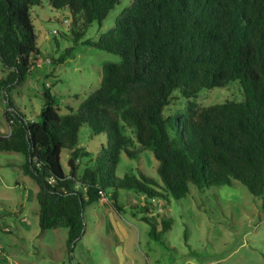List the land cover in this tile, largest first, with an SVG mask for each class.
Here are the masks:
<instances>
[{
	"label": "trees",
	"instance_id": "trees-1",
	"mask_svg": "<svg viewBox=\"0 0 264 264\" xmlns=\"http://www.w3.org/2000/svg\"><path fill=\"white\" fill-rule=\"evenodd\" d=\"M44 1L69 11L78 41L122 0H0V62L5 71L0 94L10 127L9 133L0 131V151L24 155L21 168L39 186L41 230L65 227L75 246L85 233L86 205L107 196L120 211L119 190H135L151 202L169 200L170 195L181 199L190 184L205 188L240 181L253 195H264V0H130L97 41L85 40L121 55L122 61L106 62L100 87L67 114H60L44 84L39 119L30 121L10 90L39 63L32 9ZM74 48H67L57 62ZM233 81L242 89V101L200 107L190 100L202 89ZM177 90L188 99L187 112L166 116L164 109ZM85 125L90 137L106 134L107 143L80 175L78 165L67 173L63 149L75 161L90 155L79 145ZM145 150L158 160L161 182L143 172L141 178L117 176L122 152L137 158ZM143 219L159 239L157 224L148 216ZM162 224L166 232L172 221L163 217Z\"/></svg>",
	"mask_w": 264,
	"mask_h": 264
},
{
	"label": "rangeland",
	"instance_id": "rangeland-1",
	"mask_svg": "<svg viewBox=\"0 0 264 264\" xmlns=\"http://www.w3.org/2000/svg\"><path fill=\"white\" fill-rule=\"evenodd\" d=\"M129 4L130 0H122L102 23L94 21L87 27L78 41L67 9L53 8L47 1L34 6L32 19L40 48L39 63L19 86L10 90L18 107L38 120L44 84L54 94L60 114L69 113L70 108L76 110L96 92L103 65L120 63L122 57L85 40L97 41ZM69 47H75L72 54L57 62ZM4 76L0 62V78ZM173 95L175 98L164 109L166 116L187 112L188 99L178 90ZM243 98L239 83L233 81L226 87L202 89L190 100L203 107ZM4 111L5 100L0 94V130L8 129ZM125 133L134 140L130 128L126 127ZM106 143V134L90 137L89 127L83 126L80 144L90 155L75 161L70 150L63 149L64 170L70 171L72 159L80 175L92 164L101 144ZM24 160L21 153L0 151V222L10 228L7 232L0 229V264H264V195H253L240 181L231 186L205 188L190 184L188 194L181 199L170 195L169 200L157 198L151 202L135 190H119L120 211L114 209L107 196L104 203L86 205L85 233L73 246L68 241L67 228L41 230L36 197L39 186L24 174ZM158 164L151 150L143 151L137 158L122 152L116 174L141 178L143 172L161 182ZM144 216L157 224L159 239L151 234V225ZM163 217L172 221L166 232L162 231Z\"/></svg>",
	"mask_w": 264,
	"mask_h": 264
},
{
	"label": "crops",
	"instance_id": "crops-1",
	"mask_svg": "<svg viewBox=\"0 0 264 264\" xmlns=\"http://www.w3.org/2000/svg\"><path fill=\"white\" fill-rule=\"evenodd\" d=\"M1 79V78H0ZM26 114V113H25ZM26 116H27V118H28V120H30V121H34V120H37L34 116L32 117V116H28L27 114H26ZM8 124V123H7ZM1 132H4V133H9L10 132V127H9V125H8V129L6 130V129H3V130H0ZM80 145V147H82L81 146V144H79ZM85 150H87L85 147H83ZM88 151V150H87ZM24 162V161H23ZM109 198V197H108ZM143 198H144V196H143ZM144 200H145V198H144ZM104 201V199H102L101 200V202H103ZM109 201L110 202H112L111 201V199L109 198ZM104 203V202H103ZM113 205V204H112ZM113 207H114V205H113ZM114 209L117 211V209L114 207Z\"/></svg>",
	"mask_w": 264,
	"mask_h": 264
},
{
	"label": "built area",
	"instance_id": "built-area-1",
	"mask_svg": "<svg viewBox=\"0 0 264 264\" xmlns=\"http://www.w3.org/2000/svg\"><path fill=\"white\" fill-rule=\"evenodd\" d=\"M0 229L5 230L6 232H7L8 230H10L9 227H5L1 222H0ZM0 247H1V245H0Z\"/></svg>",
	"mask_w": 264,
	"mask_h": 264
},
{
	"label": "water",
	"instance_id": "water-1",
	"mask_svg": "<svg viewBox=\"0 0 264 264\" xmlns=\"http://www.w3.org/2000/svg\"><path fill=\"white\" fill-rule=\"evenodd\" d=\"M69 163L71 164V167L74 168V165H73V163H72V159L70 160Z\"/></svg>",
	"mask_w": 264,
	"mask_h": 264
}]
</instances>
